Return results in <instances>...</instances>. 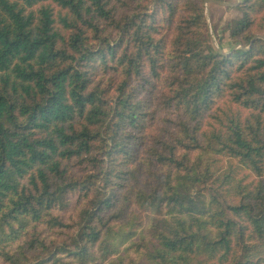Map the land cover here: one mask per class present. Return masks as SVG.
Instances as JSON below:
<instances>
[{
    "label": "trees",
    "instance_id": "obj_1",
    "mask_svg": "<svg viewBox=\"0 0 264 264\" xmlns=\"http://www.w3.org/2000/svg\"><path fill=\"white\" fill-rule=\"evenodd\" d=\"M202 2L0 0V264H264V0Z\"/></svg>",
    "mask_w": 264,
    "mask_h": 264
},
{
    "label": "rangeland",
    "instance_id": "obj_2",
    "mask_svg": "<svg viewBox=\"0 0 264 264\" xmlns=\"http://www.w3.org/2000/svg\"><path fill=\"white\" fill-rule=\"evenodd\" d=\"M239 1L240 0H203L202 3L208 25V34L204 37V43L207 42L211 44V46H214L216 48L223 46L222 51L224 52H227L229 47H232L233 41L229 36V31L226 30V25L229 20L237 19L241 16V11L238 10L235 6ZM262 29L263 27L261 28V30ZM236 47H239V45L234 46V48ZM158 122V124L154 125L149 130V135L151 137L156 136L158 132H161L164 129V122ZM67 167L68 173L71 176H77L79 178L86 177L92 171L91 166L86 161H80L79 159H72L71 161L67 162ZM141 179H144V177L142 176ZM80 194H68L66 205L60 209H55L54 213L60 214L61 216H63V218H65V220H68V222H70L76 208L85 202L82 201V197ZM57 234L58 233L51 232L46 229H43L42 231V235H46L53 240L57 238ZM48 246H50V244ZM46 253L47 252L43 251L42 249L41 251L37 250L32 255V264H37L39 258L42 256L45 257Z\"/></svg>",
    "mask_w": 264,
    "mask_h": 264
},
{
    "label": "crops",
    "instance_id": "obj_3",
    "mask_svg": "<svg viewBox=\"0 0 264 264\" xmlns=\"http://www.w3.org/2000/svg\"><path fill=\"white\" fill-rule=\"evenodd\" d=\"M229 46H230V45H229ZM229 46H228V47H229ZM222 48H223V46H221V49H222ZM229 48H230V47H229Z\"/></svg>",
    "mask_w": 264,
    "mask_h": 264
}]
</instances>
